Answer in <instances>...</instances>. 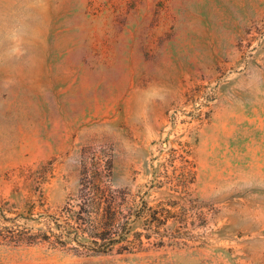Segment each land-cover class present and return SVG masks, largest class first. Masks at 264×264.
Segmentation results:
<instances>
[{
	"label": "rangeland",
	"instance_id": "1",
	"mask_svg": "<svg viewBox=\"0 0 264 264\" xmlns=\"http://www.w3.org/2000/svg\"><path fill=\"white\" fill-rule=\"evenodd\" d=\"M83 153L187 239L0 264H264V0H0V203L23 212L46 171L64 205Z\"/></svg>",
	"mask_w": 264,
	"mask_h": 264
},
{
	"label": "trees",
	"instance_id": "2",
	"mask_svg": "<svg viewBox=\"0 0 264 264\" xmlns=\"http://www.w3.org/2000/svg\"><path fill=\"white\" fill-rule=\"evenodd\" d=\"M202 100L201 105L209 102L208 98ZM92 155H82L78 193L58 208L51 207L45 198L43 184L48 172L34 171L27 175L38 185L32 189L25 210H13L9 201L0 203V244H48L90 255L131 253L187 239L166 234L162 229L168 225L169 216L161 215L145 198L139 200L130 189L112 184L111 158L108 168H103L102 158L97 153ZM139 222L141 230L135 228Z\"/></svg>",
	"mask_w": 264,
	"mask_h": 264
}]
</instances>
